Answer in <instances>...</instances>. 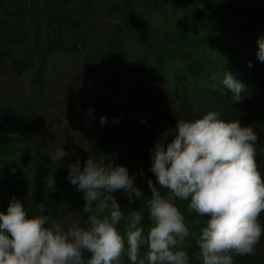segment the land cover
<instances>
[{
	"label": "clouds",
	"instance_id": "9594fccd",
	"mask_svg": "<svg viewBox=\"0 0 264 264\" xmlns=\"http://www.w3.org/2000/svg\"><path fill=\"white\" fill-rule=\"evenodd\" d=\"M256 44L255 55L264 63V34ZM222 85L233 101H239L244 85L233 73L223 71ZM93 112L92 107L87 109L89 117ZM107 122L106 116L99 117L101 127ZM257 139L251 125L222 119L214 110L167 128L149 150V171L156 183L147 180L151 191L147 231L141 224L142 212L131 209L126 214L114 196L123 190L129 204L143 199L135 184L137 173L129 175L124 165L89 156L82 167L73 149L76 158L67 165L66 179L83 194L86 226L73 221L65 228L48 215H29L23 201L13 196L0 211V264H122L124 253L129 264H191L182 247L189 228L175 198L188 201V214L207 216L196 237L200 264H234L235 256L254 255L264 234L258 219L264 212V176L256 161ZM47 155L51 163H61L69 153L61 146ZM139 175L144 177L142 169ZM46 180L53 187L54 178ZM161 189L171 195H162ZM45 207L40 204L41 211ZM122 221L123 233L117 227ZM85 252L90 254L87 258Z\"/></svg>",
	"mask_w": 264,
	"mask_h": 264
},
{
	"label": "trees",
	"instance_id": "16d2710c",
	"mask_svg": "<svg viewBox=\"0 0 264 264\" xmlns=\"http://www.w3.org/2000/svg\"><path fill=\"white\" fill-rule=\"evenodd\" d=\"M61 3H71L80 8L90 9L94 0H57ZM147 1L126 0L125 10L127 24L125 29H120L112 36L105 56L111 59L113 65L108 75V81L112 87L119 83V77L128 74L144 80L148 91L154 95L158 91L156 73L151 69L139 66L127 65L123 58L122 41L132 26L140 22L141 6ZM156 6L163 10V0H153ZM187 17L202 27L194 32H179L177 39L166 42H145L147 47L154 50L159 48H176L185 42L186 50L177 49L171 55L172 59L183 65L176 72L178 81L173 90L176 98L188 100L195 99L198 102H222L227 111L218 112L220 118L231 120L238 119L241 125H251L257 136L264 133V74L263 66L254 62L250 57L239 54V50L246 45L257 48L248 40L249 32L240 30V36L232 42L231 36L226 32L227 28L217 29L222 14L236 15L249 21H261L264 23V0H183ZM207 3L215 7L211 13L203 8ZM216 19V20H215ZM9 21L18 28V34L24 39L0 40V60L9 58L20 73L29 72V89L32 92H40L45 83L43 76L48 56L56 50H64L85 56L83 46L86 28L79 13L67 10L50 9L44 11L41 0H6L0 3V30L8 26ZM42 22L52 31V35L46 36L43 41ZM64 32L78 33L80 37L69 45L63 38ZM264 34V32H262ZM198 36L196 39L186 41V37ZM234 47V48H232ZM249 62L251 67H249ZM230 71L244 85L239 101H233L231 92L222 85L223 71ZM83 108L92 107L100 116L108 118L109 127L101 132L92 133L87 138V148L79 156L81 166L89 157L99 162L113 164L119 154L126 134H129L126 151L129 154V175L137 173L135 184L151 197V191L147 186V180L156 183L155 176L149 171L151 160L149 150L154 142L167 128H174L176 121L181 119H194L201 115H187L174 119L165 125H156L141 107L123 104L118 111H112L110 93L102 92L94 102H82ZM24 109L19 103L12 101L0 105V194L10 188L20 194L32 197L37 215H48L51 209L62 214H69L72 209L79 207L81 211L82 226L87 224V213L83 211V196L77 195L69 199L65 204L56 203L54 207L47 201H54V189L57 185V171L53 167L39 165V157L42 153L40 138L21 126ZM114 119L117 122H113ZM143 121V122H142ZM171 139V136L168 138ZM138 147L139 152L135 149ZM256 161L258 169L261 168L262 147L257 141L255 144ZM11 169H15L14 172ZM143 170L144 177L139 175ZM47 177L54 178L53 187L47 184ZM157 187L159 185L157 184ZM117 192H123L118 190ZM162 195H171L167 189H161ZM180 200L174 199V203ZM188 202V201H187ZM46 207L40 210V204ZM183 213V212H182ZM185 215V224L189 228L187 241L196 243L201 228L205 225L207 216L197 213ZM141 224L145 231L149 227L148 212L142 213ZM264 221V212L261 213ZM264 240V235H263ZM141 249L140 255H144ZM90 254L85 252L86 258ZM191 264H200L199 249L189 252ZM234 264H248L245 256H235ZM257 264H264V252Z\"/></svg>",
	"mask_w": 264,
	"mask_h": 264
},
{
	"label": "rangeland",
	"instance_id": "374dc122",
	"mask_svg": "<svg viewBox=\"0 0 264 264\" xmlns=\"http://www.w3.org/2000/svg\"><path fill=\"white\" fill-rule=\"evenodd\" d=\"M5 1L0 0V3H5ZM141 2H145V0H141ZM182 2L183 0H163L161 3L163 10H161L153 0L147 1L141 6L140 22L132 26L121 44L123 58L127 65L151 69L156 73L158 91L154 95L149 93L144 80L128 74L119 77L116 87H112L108 81L113 62L105 56V53L112 36L120 29L126 28V0H94V5L90 9L80 8L71 3H61L57 0H41L44 11L54 9L79 13L86 33L83 46L85 56L64 50H56L48 56L43 73L45 83L40 92H32L29 89L30 70L20 73L9 58L0 60V105L12 101L23 106L24 114L21 126L38 136L43 145L38 164L53 167L57 171L58 181L53 191L54 201H47L48 204H51L50 206L54 207L56 203L65 204L77 195L83 196L66 179L67 165L76 158L71 155L72 150L75 149L76 154L80 156L87 148L88 136L109 127L108 123L103 127L99 125L100 114L96 109H94L92 117H89L87 115L88 108H83L82 102H94L99 93L109 92L112 111H118L123 104L141 107L156 125H165L187 115H203L209 110L227 111L222 102H198L195 99L176 98L173 90L178 81L176 72L178 69H182L183 65L174 61L171 55L177 49L185 51L187 49L184 46L185 42L180 43L176 48L167 47L157 50L147 47L144 43V41L166 42L177 39L176 35L179 32H194L196 34V31L201 29L202 24L200 25L187 17ZM202 6L211 13L215 12V7L212 5L203 3ZM42 27V40L45 41L46 36L52 35V31L47 28L44 22H42ZM224 27L227 28L226 32L231 36L232 42L241 37V29L249 32L248 40L253 44H256L258 36L264 32L263 22L249 21L227 13L222 14L217 29ZM18 31L15 24L9 21L8 26L0 30V40L24 39L18 34ZM79 37V32H64L63 34L67 45ZM197 37H186V41ZM256 50L257 48L246 45L238 53L250 57L254 62L263 66L264 74V63L258 61L255 55ZM261 106H264V102H261ZM89 121L91 126H89ZM128 137L127 133L113 166L124 165L127 167ZM257 137V141L262 147L260 172L264 176V133ZM61 146L69 155L63 158L61 163L58 161L51 163L47 154ZM135 151L139 152L138 147ZM142 193L144 198L134 199L131 204L124 192H116L114 196L126 214L131 209H138L144 213L148 212L147 199L150 197L144 191ZM13 196L23 201L29 215H37L33 198L10 188L0 194V211L6 210L8 201ZM175 204L186 215L195 214V212L191 214L186 212L187 201H177ZM48 216L52 220L60 221L65 228L70 226L73 221H78L82 226L79 207L72 209L69 214H62L51 209ZM258 219L264 225L261 216ZM124 223L122 221L117 225L121 233L124 231ZM263 235L256 245L255 254L244 255L248 264H257L259 257L264 252ZM182 247L188 254L199 249L197 243L187 241V239L182 241ZM121 260L122 264H129L126 253L122 254Z\"/></svg>",
	"mask_w": 264,
	"mask_h": 264
}]
</instances>
